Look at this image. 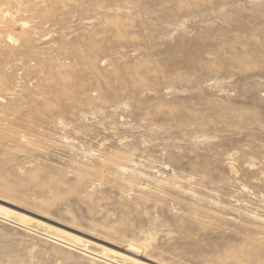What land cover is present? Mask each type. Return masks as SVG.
Returning <instances> with one entry per match:
<instances>
[{"label": "rangeland", "instance_id": "1", "mask_svg": "<svg viewBox=\"0 0 264 264\" xmlns=\"http://www.w3.org/2000/svg\"><path fill=\"white\" fill-rule=\"evenodd\" d=\"M0 11V264H264V0Z\"/></svg>", "mask_w": 264, "mask_h": 264}, {"label": "bare ground", "instance_id": "2", "mask_svg": "<svg viewBox=\"0 0 264 264\" xmlns=\"http://www.w3.org/2000/svg\"><path fill=\"white\" fill-rule=\"evenodd\" d=\"M0 12H1V11H0ZM6 16H8V15L6 14V15H5V18H6ZM11 24H12V22H10V21L8 22V21H7V23H6V26H7V27L5 26V28L8 29V28L11 26ZM12 25H13V24H12ZM0 38H1V34H0ZM6 39H7L9 42H14V40H15L14 37H13V35H12V33H11L10 31H7V32H6Z\"/></svg>", "mask_w": 264, "mask_h": 264}]
</instances>
